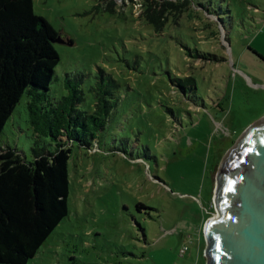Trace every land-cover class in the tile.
<instances>
[{"label": "rangeland", "instance_id": "1", "mask_svg": "<svg viewBox=\"0 0 264 264\" xmlns=\"http://www.w3.org/2000/svg\"><path fill=\"white\" fill-rule=\"evenodd\" d=\"M185 8L33 0L67 42L53 44L59 62L45 97L68 96V75L92 113L100 72L119 87L99 150L72 147L68 216L27 264H206L217 172L264 117V0H186ZM186 78L195 85L186 94L170 83ZM29 101L21 97L0 135L22 161L33 159L32 148L56 150L31 127Z\"/></svg>", "mask_w": 264, "mask_h": 264}, {"label": "trees", "instance_id": "2", "mask_svg": "<svg viewBox=\"0 0 264 264\" xmlns=\"http://www.w3.org/2000/svg\"><path fill=\"white\" fill-rule=\"evenodd\" d=\"M160 1L179 13L186 10V0ZM158 19L160 16L150 21L156 25ZM57 36L47 20L34 13L33 0H0V135L15 106L27 94L31 127L37 135L49 136L56 143L55 152L47 155L32 148L31 161H22L15 152L0 146V264H27L68 216L72 147L76 144L99 150L98 133L116 103L114 94L119 85L103 72L94 85L92 113L80 108L83 93L68 75L64 80L68 96L53 102L45 97L59 62L51 42ZM194 56L208 57L198 52ZM170 83L184 94L195 89L190 78Z\"/></svg>", "mask_w": 264, "mask_h": 264}, {"label": "water", "instance_id": "3", "mask_svg": "<svg viewBox=\"0 0 264 264\" xmlns=\"http://www.w3.org/2000/svg\"><path fill=\"white\" fill-rule=\"evenodd\" d=\"M213 208L203 227L206 264H264V117L225 156Z\"/></svg>", "mask_w": 264, "mask_h": 264}, {"label": "built area", "instance_id": "4", "mask_svg": "<svg viewBox=\"0 0 264 264\" xmlns=\"http://www.w3.org/2000/svg\"><path fill=\"white\" fill-rule=\"evenodd\" d=\"M185 252V250L184 249H182L181 251H180V253L179 254H183Z\"/></svg>", "mask_w": 264, "mask_h": 264}]
</instances>
